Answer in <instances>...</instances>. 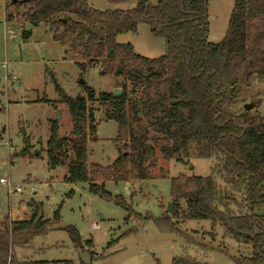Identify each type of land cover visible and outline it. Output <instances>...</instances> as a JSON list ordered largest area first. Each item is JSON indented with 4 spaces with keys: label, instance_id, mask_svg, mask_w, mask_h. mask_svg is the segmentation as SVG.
Returning a JSON list of instances; mask_svg holds the SVG:
<instances>
[{
    "label": "trees",
    "instance_id": "1",
    "mask_svg": "<svg viewBox=\"0 0 264 264\" xmlns=\"http://www.w3.org/2000/svg\"><path fill=\"white\" fill-rule=\"evenodd\" d=\"M108 1L119 4L127 0ZM209 1L157 0L152 5L138 0L133 8L123 10H99L87 0L28 2L32 7L20 17L33 26H48L65 51L79 55L76 64L82 72L87 65L99 64L103 75L121 77L125 82L118 96L99 94L112 106L106 117L117 122L115 140L123 143L116 159L102 166L87 164V144L97 139L93 112L86 103L94 97L93 88L81 84L86 99L72 98L51 75L60 101L68 104L73 125L71 135L62 136L57 121L51 122L46 143L48 168L65 167V182H87L90 193L113 201L130 214V205L120 195L110 194L105 182H126L131 177L145 180L148 165L155 161V147L165 159L181 161V157H189L193 144L198 157H215L210 175L181 173L171 178L173 210L154 221L178 231L172 218L208 220L212 232L222 226L226 235L250 245V256H233V264H264V115L234 109L239 86L264 77V0H234L226 34L216 43L208 41ZM10 3L16 11L23 4ZM13 17L6 8L5 18ZM141 22L153 36L164 39V54L140 56L130 43L117 42L119 34L134 31ZM26 34L24 31L23 36ZM136 92L137 101L132 97ZM143 119L148 127L141 126ZM180 201L185 203L184 209ZM35 207L26 220L12 222L10 229L0 228V264H73L67 259L22 262L15 258L14 246H26L32 237L44 235L51 222L60 220L59 208L50 220L39 214L40 205ZM171 264L209 263L181 255Z\"/></svg>",
    "mask_w": 264,
    "mask_h": 264
},
{
    "label": "rangeland",
    "instance_id": "2",
    "mask_svg": "<svg viewBox=\"0 0 264 264\" xmlns=\"http://www.w3.org/2000/svg\"><path fill=\"white\" fill-rule=\"evenodd\" d=\"M87 1L99 10L129 9L138 2ZM10 2L0 0V178L9 179V187H19L20 192L9 194L7 185L0 183V228L10 229L12 222L26 220L36 205L41 207L39 214L50 220L60 209L59 222H51L44 235L32 237L26 246H14L15 258L22 262L67 259L73 264H171L174 257L187 255L209 264H233V256L249 257L250 245L226 235L222 226L217 225L212 232L208 220L172 218L178 231L154 221L162 217L171 201V178L181 173L210 175L215 157H198L193 144L188 149L189 157H181V161L177 157L165 159L155 147V161L148 165L145 180L131 177L126 182H105L104 188L110 194L120 195L130 205V214L113 201L90 193L87 182H65V167L48 168L46 143L51 122L57 121L62 136L71 135L73 125L68 104L60 101L51 75L72 98L79 93L86 99L81 84L93 88L94 97L86 103L93 112L97 139L87 144V164L97 162L102 166L116 159L123 143L115 140L117 122L106 117L112 106L99 94L113 92L116 87L122 92L125 82L121 77L103 75L99 64L87 65L82 72L76 64L79 55L65 51L46 25H32L23 36L27 21L20 15L32 4L23 3L16 11ZM148 2L155 5L157 0ZM233 3L209 1V42H219L225 36ZM6 8L14 13L13 19L5 18ZM116 40L130 43L140 56L157 58L166 52L164 39L153 36L143 22L134 31L119 34ZM132 97L137 101L138 92ZM236 100V111L252 103L249 113L263 116L264 77L239 86ZM141 126L148 127L146 119ZM148 129L153 134L152 128ZM217 181L221 182L218 176ZM180 204L184 209L185 203Z\"/></svg>",
    "mask_w": 264,
    "mask_h": 264
},
{
    "label": "water",
    "instance_id": "3",
    "mask_svg": "<svg viewBox=\"0 0 264 264\" xmlns=\"http://www.w3.org/2000/svg\"><path fill=\"white\" fill-rule=\"evenodd\" d=\"M30 0H12V3H16V2H18V3H28ZM32 26V23H30V22H26V24H25V31H29V29H30V27ZM80 83H83V80H80ZM113 94L115 95V96H118V95H120L121 94V89L119 88V87H116L114 90H113ZM76 98H80V94L78 93L77 95H76ZM252 107V103H245V105H244V110L246 109V110H248V109H250ZM172 203H171V201H168L167 202V208H166V212H170V210H171V207H172Z\"/></svg>",
    "mask_w": 264,
    "mask_h": 264
},
{
    "label": "built area",
    "instance_id": "4",
    "mask_svg": "<svg viewBox=\"0 0 264 264\" xmlns=\"http://www.w3.org/2000/svg\"><path fill=\"white\" fill-rule=\"evenodd\" d=\"M0 183H3V184H6L7 187H8V192L9 194H12V193H16V192H20V188L19 187H14L13 189H11L9 187V179H6V178H0Z\"/></svg>",
    "mask_w": 264,
    "mask_h": 264
},
{
    "label": "crops",
    "instance_id": "5",
    "mask_svg": "<svg viewBox=\"0 0 264 264\" xmlns=\"http://www.w3.org/2000/svg\"><path fill=\"white\" fill-rule=\"evenodd\" d=\"M26 24V23H25Z\"/></svg>",
    "mask_w": 264,
    "mask_h": 264
}]
</instances>
